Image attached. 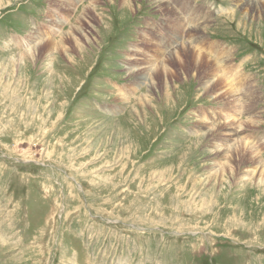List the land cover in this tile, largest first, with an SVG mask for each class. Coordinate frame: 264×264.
Instances as JSON below:
<instances>
[{"label":"rangeland","instance_id":"rangeland-1","mask_svg":"<svg viewBox=\"0 0 264 264\" xmlns=\"http://www.w3.org/2000/svg\"><path fill=\"white\" fill-rule=\"evenodd\" d=\"M62 1H0V264H264V178L236 154L218 174L237 140L264 163V0L172 17L232 90L135 49L176 0Z\"/></svg>","mask_w":264,"mask_h":264},{"label":"bare ground","instance_id":"bare-ground-1","mask_svg":"<svg viewBox=\"0 0 264 264\" xmlns=\"http://www.w3.org/2000/svg\"><path fill=\"white\" fill-rule=\"evenodd\" d=\"M2 1V0H0ZM58 1V0H57ZM62 1V0H61ZM138 1V0H136ZM158 1H161V0H158ZM25 2V1H24ZM63 2V1H62ZM80 2V0H79ZM134 2V0H120L119 3L120 4H125V7H131L132 3ZM243 2V3H242ZM241 3L243 4V10L244 12H248L249 11H253V12H258L260 15H262V12L259 8V2L260 0H243ZM155 3V2H154ZM165 3V2H164ZM64 4V3H63ZM91 4V3H90ZM69 5V3H68ZM124 7V8H125ZM161 9V8H160ZM170 14L172 17H175V18H179V15H178V12L175 10V9H172L170 11ZM180 14V13H179ZM80 17V15H79ZM79 17L77 19H79ZM236 18V17H235ZM76 19V20H77ZM93 19L94 16H93ZM234 20V19H233ZM254 20H252L251 22H253ZM50 24V23H49ZM152 24V23H151ZM73 27V23L70 25V27L68 28L71 29ZM172 29L173 31L175 32L174 30V26L172 24ZM83 28V26H80V29L81 30ZM184 28V26H183ZM182 28V29H183ZM179 31V30H178ZM183 31V30H182ZM193 31V30H192ZM75 32V30H74ZM181 32V31H180ZM12 34V33H11ZM78 34V32H77ZM182 34V33H181ZM180 37V36H179ZM178 37V38H179ZM182 37V36H181ZM62 39V38H60ZM143 39V38H142ZM208 39V38H207ZM75 42H78L77 40V37L76 39H74ZM203 40H200L199 42L201 43ZM50 42V40H45V41H39L38 43H36L34 46L31 47L30 50L34 51L36 48H37V51L39 46L41 47H44V46H47V44ZM69 42V41H68ZM71 42V41H70ZM27 43V42H26ZM146 45H148L147 42H145ZM186 43V42H185ZM204 43V42H203ZM31 44V43H30ZM72 44V42H71ZM196 46L199 47L198 44H195ZM149 46V45H148ZM202 48V47H201ZM203 49V48H202ZM58 50V48L56 49ZM191 51H192V48L187 46V44H182L181 46H179L178 48H176L174 51H172L168 57L166 58V61L162 62L161 64V67L162 68H165L167 66V63L172 61V57L173 55L177 57V61L176 63L178 65H182L183 68H186V70H188L189 72H193L195 77H199L201 79V83L203 86L205 87H209L211 85L215 86L219 81L221 82H225V84H227V87L229 90H232L233 87H231L230 83V79L226 78L225 76H222V75H218L219 73V68L218 66L211 60H209L206 56H204L203 54H200L198 52H196L195 50L193 51L194 53L197 54V58L193 59L191 58ZM138 52V51H137ZM203 52V50H202ZM26 53V52H25ZM24 53V54H25ZM195 56V55H194ZM136 60V59H135ZM188 61V63H187ZM161 67H156L155 70H153V73H152V76L149 77L150 78V82H149V87H153V86H156L155 84V80L158 78H162L164 77L163 73H161V71H159L161 69ZM166 70V69H165ZM164 70V73H167L166 71ZM219 70V71H218ZM218 71V73H217ZM134 71H132L133 73ZM141 72V71H140ZM148 72L145 71V73L141 74L138 78L139 80H141L142 82H144L147 78H148V74H146ZM137 74V73H136ZM134 75V74H133ZM208 75V76H207ZM216 76V77H215ZM135 77V76H134ZM169 74H167V77H165L166 79L169 80ZM204 77V78H203ZM203 78V79H202ZM137 79V78H136ZM196 79V78H195ZM148 80V79H147ZM212 81V82H211ZM140 82V81H139ZM191 82V81H190ZM220 82V83H221ZM145 83V82H144ZM143 85V84H142ZM151 87V89H152ZM220 87V85H219ZM169 88V87H167ZM215 88V87H214ZM211 89V88H210ZM220 89V88H219ZM149 91H150V88H149ZM210 91V90H209ZM227 91V90H226ZM204 92V91H203ZM228 92V95L230 94L229 91ZM211 93V92H210ZM170 95H173L172 93ZM223 95V94H222ZM220 98V97H219ZM144 102V101H143ZM137 106V105H136ZM146 110V109H145ZM223 133V132H222ZM213 135V134H212ZM210 136V134H209ZM215 137V136H214ZM218 148V147H217ZM216 148V149H217ZM228 149H226L227 151L224 152L222 154V157L221 159L223 158H226V161L224 163V167L220 169V172L218 174H221V175H225L228 171V169L230 168L231 169V173L233 172L236 173L237 171L235 170V165L233 164V162H231L230 164H228L230 161V158L234 159L236 156H234L235 154L240 158V155L243 156V157H246L247 159V163H252L253 167L251 170H253V172H256V173H259L260 176L262 178H264V163L262 162V160L259 159L258 155H257V152L254 151L247 143H245L244 141L242 140H237L236 142H233L230 147H227ZM222 150V149H221ZM214 151V150H213ZM219 153V151H218ZM227 153V156L225 155ZM234 154V155H233ZM220 155V154H219ZM241 160V159H240ZM237 161V159L235 160ZM242 161V160H241ZM243 163H245L246 161H242ZM250 165V164H249ZM237 166V165H236ZM227 167V168H225ZM217 175V173H216ZM251 179V178H250Z\"/></svg>","mask_w":264,"mask_h":264}]
</instances>
